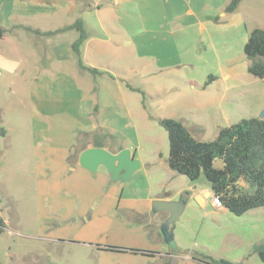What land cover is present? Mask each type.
Here are the masks:
<instances>
[{"label": "rangeland", "instance_id": "rangeland-1", "mask_svg": "<svg viewBox=\"0 0 264 264\" xmlns=\"http://www.w3.org/2000/svg\"><path fill=\"white\" fill-rule=\"evenodd\" d=\"M223 1L121 0L119 10L123 17L130 14L135 40L131 49H123L127 57L122 54L115 61L123 86H116L115 93H109L104 84L107 85L106 80L115 84L111 73L98 79L101 88L94 91L95 98L91 96L88 100L100 106L95 114L98 126L93 131L87 130L88 133H79L74 144L75 150L90 142L133 149L138 159L149 162V166L140 165L130 180H123L124 184L137 185L141 194L146 195L150 178L156 181L154 194H175L177 199L184 196L187 204L173 227L174 239L161 243L174 256L150 264H191L187 257L205 255L224 258L232 264H264L255 251V245L264 242V207L239 215L216 207L212 195L205 205L194 204L189 193L194 181L169 167L168 131L160 123L162 118H174L185 124L197 139L213 140L221 127L243 118L262 117L264 77L248 70L249 59L244 50L248 28L237 13L222 16L218 12ZM112 5L111 0H101V6ZM1 7L2 0L0 17ZM190 9L194 13H189ZM217 15L222 20L216 21ZM260 23L264 25V17ZM115 35L112 34V41L119 43ZM11 40L13 32L7 31L0 44L7 47ZM24 43L22 55H26V47L34 54L30 40ZM3 49L15 56L19 54L18 50ZM28 60L32 61L31 57ZM26 64L22 60L19 69L14 70L13 66L12 71L0 75V127L12 130L8 136L0 134V214L5 222L0 233L3 264L144 262L139 253L130 249H144L150 237L154 234L158 237L169 211H154L153 205L149 214L119 208L114 213L122 214L125 224L132 228L127 233L90 230L80 234L75 232L76 227L57 228L52 223L54 215L49 210L56 202L66 201L65 198L54 202L51 198L36 197L34 171L39 159L34 156L31 140L35 125L29 97L31 77ZM21 107L26 114H22L19 134H24L25 139L13 132ZM215 165L223 166L219 156ZM195 182L198 192L211 189L204 176ZM153 220L159 222L158 227L153 226ZM71 223L75 224L74 219ZM141 224L145 229L136 228L135 225ZM108 247L126 250L105 249Z\"/></svg>", "mask_w": 264, "mask_h": 264}, {"label": "crops", "instance_id": "crops-1", "mask_svg": "<svg viewBox=\"0 0 264 264\" xmlns=\"http://www.w3.org/2000/svg\"><path fill=\"white\" fill-rule=\"evenodd\" d=\"M111 1L112 6L104 7L101 6V0H2L1 7L3 15L0 17V24L5 29V35L7 31L13 32L14 40L7 47L0 44V75L12 71L13 66L14 70L19 69L22 60H25L28 64L24 66L31 77L29 97L35 125L31 140L34 156L39 159L34 171L36 197L51 198L54 202L58 198H65L66 201L56 202L49 210L54 215L52 223L57 228L76 227L75 232L80 234L90 230L127 233L132 228L125 224L122 214L117 215L114 211L120 208L149 214L155 199H177L175 194H154L153 186L156 181L152 182L150 178L147 194L142 195L137 185L127 186L123 180H112L104 165L92 172L79 163V156L86 148L101 146L112 152H119L124 147L114 148L108 144L94 145L90 142L78 150L77 158H68L75 150L77 135L81 132L88 133L87 130L93 131L98 126L95 114L100 106L97 102L92 105L88 101L91 96L95 98L94 91L101 88L98 79L111 73L110 77L115 84L106 80L107 85L104 86L107 91L114 94L116 86L121 88L123 84L118 80L120 75H117L120 67L115 61L121 58L123 49L129 50L135 43L132 35L134 28L128 19L130 14L122 16L118 7L121 0ZM229 1L225 0L219 6L218 12L222 16L228 14L225 8ZM188 12L194 13V10L190 9ZM232 13H237V17L245 21L249 32L256 27L264 28V25L259 24L264 17V0H241L238 9ZM79 17L83 19L88 32V37L81 45V59L85 65L101 71L99 74L82 68L72 49V43L79 32L70 25ZM116 19L119 22L116 23ZM214 19L222 20L218 15ZM113 33L117 34L115 36L119 43L112 41ZM28 39L35 53L26 47L27 53L23 56L24 42ZM3 48H9L12 52L18 50L19 54L15 56ZM123 55L127 57V54ZM29 57L32 61L28 60ZM126 86L130 87L129 84ZM84 104L87 105L86 110ZM25 108H19L18 114L21 116L16 118L13 128L20 139L27 138L24 134H19L23 125L22 114H26ZM11 131L8 127H0L3 137L8 136ZM131 151L133 156L140 158L137 151ZM140 160L141 166H149V162L142 158ZM198 187L194 181L189 187V193L194 201L205 205L212 190L198 192ZM169 215L168 212L164 218ZM73 219L75 224L71 223ZM135 226L137 229H145L142 224ZM153 226L158 227L159 222L153 220ZM162 235L160 233L158 237L155 234L150 237L144 250L154 254H139L138 257H143L144 260L140 264H150L157 259L169 260L174 256L171 250L161 245L165 241ZM187 259L191 264H210L194 256ZM138 262L139 260H135L130 264Z\"/></svg>", "mask_w": 264, "mask_h": 264}, {"label": "trees", "instance_id": "trees-1", "mask_svg": "<svg viewBox=\"0 0 264 264\" xmlns=\"http://www.w3.org/2000/svg\"><path fill=\"white\" fill-rule=\"evenodd\" d=\"M240 3L241 0H230L225 11H236ZM70 27L79 32L72 43V49L79 58L80 66L93 74L100 73L97 68L85 65L80 56L81 45L88 37L83 19L77 18ZM4 34L5 29L0 24V40ZM244 50L249 59V72L264 77V28L256 27L249 32ZM160 123L168 131V165L172 170L186 175L192 181L204 176L212 194L218 195L222 199L223 207L235 214L240 215L251 209L264 207V118H243L234 124L221 127L218 136L213 140L197 139L185 124L174 118H162ZM77 155L78 150H74L68 158H77ZM217 156L223 161L222 167L215 165ZM4 227V218L0 214V233ZM105 249L126 250L120 247ZM130 250L133 253L154 254L144 249ZM255 251L264 262V242L256 244ZM194 257L210 264H232L227 259L210 255ZM0 264H3L1 258Z\"/></svg>", "mask_w": 264, "mask_h": 264}, {"label": "water", "instance_id": "water-1", "mask_svg": "<svg viewBox=\"0 0 264 264\" xmlns=\"http://www.w3.org/2000/svg\"><path fill=\"white\" fill-rule=\"evenodd\" d=\"M264 118V112L261 115ZM79 163L96 172L98 167L104 165L112 180H130L134 171L140 168L141 162L133 156L131 149L123 148L119 152H112L104 147L93 146L85 149L79 156ZM186 200L181 196L177 200L155 199L152 203L154 211L167 210L169 217L161 226V232L166 242L174 239L175 227L186 207ZM194 204H197L194 201Z\"/></svg>", "mask_w": 264, "mask_h": 264}, {"label": "built area", "instance_id": "built-area-1", "mask_svg": "<svg viewBox=\"0 0 264 264\" xmlns=\"http://www.w3.org/2000/svg\"><path fill=\"white\" fill-rule=\"evenodd\" d=\"M212 203L216 207H223L222 199L218 195H213L212 194Z\"/></svg>", "mask_w": 264, "mask_h": 264}]
</instances>
